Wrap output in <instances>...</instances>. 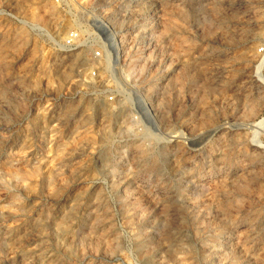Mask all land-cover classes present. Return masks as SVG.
I'll return each instance as SVG.
<instances>
[{
  "label": "rangeland",
  "instance_id": "1",
  "mask_svg": "<svg viewBox=\"0 0 264 264\" xmlns=\"http://www.w3.org/2000/svg\"><path fill=\"white\" fill-rule=\"evenodd\" d=\"M0 264H264V0H0Z\"/></svg>",
  "mask_w": 264,
  "mask_h": 264
},
{
  "label": "bare ground",
  "instance_id": "2",
  "mask_svg": "<svg viewBox=\"0 0 264 264\" xmlns=\"http://www.w3.org/2000/svg\"><path fill=\"white\" fill-rule=\"evenodd\" d=\"M93 20H95L96 23L98 21V24H100L102 26V28H104L106 31L109 32V35H110L109 40L110 41H111V37H112L113 44H110V46L112 47V50H113L112 59L114 58V60L118 63L120 54L122 52L121 40H119L117 38L115 33H112L113 29H112L109 22L105 21L102 17H97V16L93 17ZM108 58H109V60H108V65H109L110 64V62H109L110 57H108ZM138 66L136 65L135 61H133L130 65H128V67L125 70H123V72L121 74L126 73L127 75H133L136 72ZM144 107H146V105H144Z\"/></svg>",
  "mask_w": 264,
  "mask_h": 264
},
{
  "label": "built area",
  "instance_id": "3",
  "mask_svg": "<svg viewBox=\"0 0 264 264\" xmlns=\"http://www.w3.org/2000/svg\"><path fill=\"white\" fill-rule=\"evenodd\" d=\"M80 39V35H79V32L77 30H74V31H71L69 32L67 35H66V38H65V46L68 47V48H73V47H76L77 46V41ZM263 50V49H262ZM109 56V55H108ZM95 57L96 58H101L102 57V54H101V51L100 50H97L95 51ZM93 76L95 77H99V71L94 69L93 72H92ZM114 99V95L111 94L109 96V100H112L113 101Z\"/></svg>",
  "mask_w": 264,
  "mask_h": 264
}]
</instances>
